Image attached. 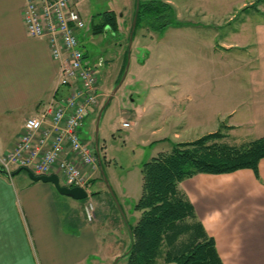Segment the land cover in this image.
Returning a JSON list of instances; mask_svg holds the SVG:
<instances>
[{
  "label": "crops",
  "instance_id": "0c3cea01",
  "mask_svg": "<svg viewBox=\"0 0 264 264\" xmlns=\"http://www.w3.org/2000/svg\"><path fill=\"white\" fill-rule=\"evenodd\" d=\"M162 1L174 4L172 0ZM22 5L23 0H0V157L13 149L24 120L52 98L57 85V65L47 43L25 33ZM132 7L130 4L123 8L121 21H125ZM254 9L262 18L246 13L241 23L245 26L241 41L220 45L236 49L242 55L239 68L244 72L245 82L233 84L235 91L230 94L229 105L223 106L220 88L214 102L206 104L198 91L204 85L201 83L151 85V103L146 106V100L142 114L136 116L139 122L146 116L151 122L149 138L143 141L150 152L148 159L145 153L140 154V173L143 163L162 152L151 151L152 148L166 141L174 142L171 137L195 134L198 138L217 131L223 123L229 127L226 133L229 137L252 136L249 142L264 137V1ZM186 26L191 27L166 29L180 30ZM88 33L89 29L83 32V37ZM238 90L243 91L240 93L244 94L243 99L235 97ZM137 106L134 103L133 109ZM204 120L209 122L208 127ZM243 129L248 135H239ZM99 166L98 159L90 184L97 179ZM178 189L191 203L206 236L213 239L222 264H264V158L259 160L256 171L242 168L221 174L197 173L182 180ZM98 191L95 220L88 222L84 215L79 223L70 218V198L60 195L53 184L32 181L24 171L11 176L0 172V264H104L125 253L129 234L126 244L124 237L121 243L118 239L110 241L107 227L111 223L115 231L121 226L122 236L127 221L119 222L102 188L92 192ZM121 196L127 197L126 191ZM126 200L121 201V209L134 225L140 216L133 209L138 200L133 203ZM109 215L111 222L105 223ZM156 264L166 263L160 257Z\"/></svg>",
  "mask_w": 264,
  "mask_h": 264
},
{
  "label": "rangeland",
  "instance_id": "374dc122",
  "mask_svg": "<svg viewBox=\"0 0 264 264\" xmlns=\"http://www.w3.org/2000/svg\"><path fill=\"white\" fill-rule=\"evenodd\" d=\"M172 1L174 4L171 7L175 19L187 23L191 27L156 31L150 29L145 22L144 24L147 25L138 23L132 34L129 54L127 46L136 0H81L76 4V8L85 19L87 29H89L88 35L81 39L82 49L87 53L91 66L97 71V88L102 95L99 98L98 106L92 108V113L83 119V126L79 132L81 139L91 144H93L97 133L100 156V166L96 173L97 179L93 181V185L90 184L93 178L90 176L87 179V198L70 199L68 208L72 220H77L80 223L84 219L83 206L88 202L92 203L95 210L99 199L96 196L100 191H92L98 190L99 187L109 198L119 217V222L122 221V218L108 186L120 207L124 198L129 203L136 202L140 198L142 183L139 159L140 154L142 156L144 153L145 159H148L147 154L150 149L143 145V141L149 138L151 122L147 116L139 122L136 116L142 114L146 100V106L151 103L152 98L149 93L152 84L156 82L204 84L198 91L202 92V99L206 104L214 102V96L218 94L217 91L220 88L224 106L231 103L230 94L235 91L232 90L233 84L245 82L244 72L239 68L242 67L240 51L224 49L220 45L241 41L240 35L245 33V26L241 23L244 21L246 13L253 14L255 18H262L261 15L255 13L256 0ZM253 3L255 5L252 6ZM130 4L133 6L132 9L128 12L125 21H121L123 8L129 7ZM105 11L115 13L116 20L118 18L117 31L106 28L101 33L93 34L91 29L93 23L96 22L94 16ZM126 65H128V69L122 84L101 110L108 95L120 81ZM242 92V90L236 91L235 97L243 99L244 94H240ZM134 103L138 104L136 109H133ZM100 110L101 115L96 132V119ZM133 121L136 123L132 124L130 128L122 127L123 122L132 123ZM205 124L207 127L209 126L208 121H205ZM139 125L142 126L141 129H138ZM223 131L227 133L226 130ZM241 132L244 134L239 133V135L247 134L245 129ZM251 137L227 136L223 142L230 146L243 147L249 143ZM171 139L175 141H166L156 148H152L151 151L155 149L164 152L170 151L172 143L192 141L196 139V136L189 134L178 139L171 137ZM60 182H62L61 178ZM91 185L92 187H90ZM124 191H126L127 197L121 196ZM109 219L110 215L105 223L111 222ZM126 221L128 222L127 218ZM108 224L110 226L107 228L111 233L108 239L110 241L118 239V243H121V240L123 241L125 238L126 244L128 241L126 226L123 227L125 232L121 236V226L119 230L113 231L111 223ZM161 252L164 254L165 246ZM91 262L92 260L89 261V263ZM113 262L114 259L108 263L104 262V264H114ZM93 264H98V262ZM115 264H126V260L122 258Z\"/></svg>",
  "mask_w": 264,
  "mask_h": 264
},
{
  "label": "trees",
  "instance_id": "16d2710c",
  "mask_svg": "<svg viewBox=\"0 0 264 264\" xmlns=\"http://www.w3.org/2000/svg\"><path fill=\"white\" fill-rule=\"evenodd\" d=\"M94 17L98 22L92 25L93 34L101 33L105 26L117 30L114 12ZM144 22L156 31L187 25L175 19L170 4L160 0L139 1L136 26ZM228 129L223 123L215 132L172 143L170 151L159 152L142 164V194L133 206L140 216L134 225L124 222L130 228L126 264H156L160 256L166 264H222L213 239L196 221L193 207L178 184L197 173L221 174L242 168L256 171L264 158V137L243 147L230 146L223 142L227 137L223 130ZM163 246L167 248L164 254Z\"/></svg>",
  "mask_w": 264,
  "mask_h": 264
},
{
  "label": "built area",
  "instance_id": "2783aa9c",
  "mask_svg": "<svg viewBox=\"0 0 264 264\" xmlns=\"http://www.w3.org/2000/svg\"><path fill=\"white\" fill-rule=\"evenodd\" d=\"M79 0H23L21 19L25 33L47 43L57 65L52 98L24 120L13 149L0 157V169L10 176L27 169L34 175L56 174L62 185L85 188L97 167L94 144L80 137L83 119L98 106L97 71L87 61L81 39L87 30L76 4ZM122 127H129L123 122ZM84 169H87L85 171ZM91 222V202L83 207Z\"/></svg>",
  "mask_w": 264,
  "mask_h": 264
},
{
  "label": "water",
  "instance_id": "95a60500",
  "mask_svg": "<svg viewBox=\"0 0 264 264\" xmlns=\"http://www.w3.org/2000/svg\"><path fill=\"white\" fill-rule=\"evenodd\" d=\"M138 9H139V0H136L134 16H133V19H132V24H131V28H130V32H129L128 54H129V49L131 47L132 34H133V31H134V28H135V25H136V18H137ZM127 69H128V65H126V68H125V70H124V72H123V74L121 76L120 81L118 82V84L115 86V88L112 90V92L107 97V99H106L105 103L103 104L101 110L105 107V105L110 100L111 96L115 93V91L118 89V87L122 84V82H123V80H124V78L126 76ZM101 110H100V112L98 114V117L96 119V132H97V124L99 122V118H100V115H101ZM97 143H98V141H97V133H96V137H95V140H94V146H95L96 153L98 152ZM19 171L26 172L27 175L29 176V178L32 181H42V182H49V183L53 184V186L55 187L56 191L62 196L68 197V198L73 199V200H82V199H85V198L88 197V193H87L86 189L83 188V187H78V186L77 187H68V186H65V185H61L59 183V179H58L56 174H51L49 176H45V175L36 176L31 171H29L27 169H19V170L15 171V172L18 173ZM104 180H105V178H104ZM108 188H109V190L111 192V196H112V198H113V200H114V202H115V204H116V206H117V208L119 210V213H120L122 219L124 220V222H126V218H125L123 210L121 209L119 203L117 202L113 192L111 191V188L109 186H108ZM127 229H128V232L130 233L129 226H127ZM127 253H128V251H126L125 253L121 254L118 257H116L113 263L115 264L118 260H120L122 258H125Z\"/></svg>",
  "mask_w": 264,
  "mask_h": 264
},
{
  "label": "flooded vegetation",
  "instance_id": "af4514ba",
  "mask_svg": "<svg viewBox=\"0 0 264 264\" xmlns=\"http://www.w3.org/2000/svg\"><path fill=\"white\" fill-rule=\"evenodd\" d=\"M95 20H96V22H98V20H97L96 18H95ZM96 22H95V23H96ZM106 28H109V29H111V30H112V28H111V27H109V26H105L103 30H105ZM116 31H117V30H116ZM95 137H96V134H95ZM94 140H95V138H94ZM94 140H93V141H94Z\"/></svg>",
  "mask_w": 264,
  "mask_h": 264
}]
</instances>
